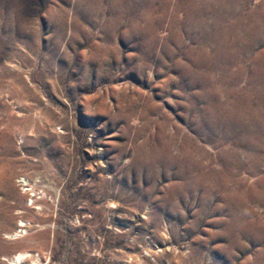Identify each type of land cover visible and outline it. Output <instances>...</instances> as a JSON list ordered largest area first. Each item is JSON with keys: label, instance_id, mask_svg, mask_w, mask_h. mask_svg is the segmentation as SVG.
Here are the masks:
<instances>
[{"label": "rangeland", "instance_id": "374dc122", "mask_svg": "<svg viewBox=\"0 0 264 264\" xmlns=\"http://www.w3.org/2000/svg\"><path fill=\"white\" fill-rule=\"evenodd\" d=\"M203 1L0 0V264H264V0L228 71Z\"/></svg>", "mask_w": 264, "mask_h": 264}, {"label": "bare ground", "instance_id": "6f19581e", "mask_svg": "<svg viewBox=\"0 0 264 264\" xmlns=\"http://www.w3.org/2000/svg\"><path fill=\"white\" fill-rule=\"evenodd\" d=\"M239 0H208V1H203L201 4L202 7V14L199 15V21L205 25L208 24V22H206L209 19V28H212V31L215 32V34H213L212 38L215 37L216 41H217V49L218 51L214 54V55H210V61L211 64H218V62L220 61H224V68L225 71H228V67L230 66L229 62L230 61H236L239 62L241 60V58L244 57V50L247 46V42L244 41L235 31V27H234V21H227L226 19V13H227V8L229 7H233L234 5H236ZM190 2L192 3L193 7H196L197 4V0H190ZM194 3V4H193ZM240 7V6H239ZM189 15L192 17V10L191 13L189 12ZM194 16V15H193ZM232 17V16H231ZM264 17V16H263ZM261 19V18H260ZM264 19V18H263ZM199 24V23H198ZM208 34V33H207ZM211 34H208V38H211L210 36ZM215 41V43H216ZM239 42H242V47L239 46ZM219 47L221 49H219ZM254 60H262L263 62L261 63V65H259L254 73H253V78L258 80V82H260V86H261V91L260 94L258 95L259 98L262 99L264 98V53L263 54H259L256 57H254ZM257 62V61H256ZM211 67V66H210ZM241 68V67H240ZM242 69V68H241ZM228 75H230V78L232 79H237L238 78V73L237 72H230ZM255 75L257 76V78L255 77ZM216 84L213 82L212 86L210 88H216L215 87ZM224 90L226 93L228 92V90L226 89H222ZM215 92V91H213ZM261 99V100H262ZM242 100H238L235 101V106L234 108L232 107L231 111H228V114L233 113L232 111H234L235 113L238 112H245V117L253 119L254 116L257 118L261 115H264V101L263 103L260 104L259 107H253L252 103L250 102L249 99H246L245 101L241 102ZM218 105V103H217ZM216 105V106H217ZM220 105V103H219ZM234 105V104H233ZM218 107V106H217ZM220 110H223L220 108ZM225 113V111H224ZM213 115V114H212ZM211 115V116H212ZM215 119V117H211V119ZM261 120V119H259ZM23 224V222H20V226ZM27 256V255H25ZM24 254L23 253H18L15 254L12 258L13 262L16 263H20L23 261L24 259Z\"/></svg>", "mask_w": 264, "mask_h": 264}]
</instances>
